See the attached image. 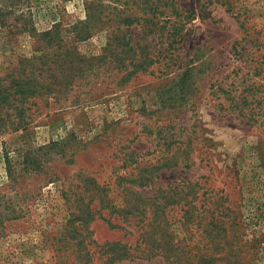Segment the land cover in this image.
I'll return each mask as SVG.
<instances>
[{
    "label": "rangeland",
    "instance_id": "rangeland-1",
    "mask_svg": "<svg viewBox=\"0 0 264 264\" xmlns=\"http://www.w3.org/2000/svg\"><path fill=\"white\" fill-rule=\"evenodd\" d=\"M103 2L108 24L76 43L80 53L98 56L112 34H121L119 13L158 14L123 31L141 38L147 52L168 47L161 27L177 18L148 10L157 0ZM176 4L190 14L181 16L185 39L155 61L152 69L160 71L139 72L126 83L94 71L78 81L68 102L31 99L27 129L0 131V264H84L78 247L65 248L71 192L82 190V178L91 176L107 187L111 205L124 207L117 178L132 157L143 163L173 158L176 165L161 172L166 188L191 182L200 213L187 223L178 206L168 210L176 242L193 253L201 246L208 264H264V0ZM85 6L86 0H0V76L33 53V29L68 27L85 18ZM187 69L181 92L178 82ZM217 209L224 215L220 232L209 224ZM90 229L99 243L136 240L100 218ZM117 264L171 263L155 256Z\"/></svg>",
    "mask_w": 264,
    "mask_h": 264
},
{
    "label": "trees",
    "instance_id": "trees-1",
    "mask_svg": "<svg viewBox=\"0 0 264 264\" xmlns=\"http://www.w3.org/2000/svg\"><path fill=\"white\" fill-rule=\"evenodd\" d=\"M145 2L149 3V0ZM104 5L103 0H86L85 18L75 20L65 28L61 23H55L44 31L32 30L33 53L30 56H21L15 70L0 76L1 132L27 129L30 123L27 110L31 99L53 97L58 104L62 101L68 102L69 94L76 84L94 71L102 74L109 71V75L120 77L121 83H126L139 72L160 71L158 69L162 68L152 69L155 61L161 55L169 57V48L185 39L184 19L190 17V14L181 12L176 0H157V3L148 4V10L158 9L162 15L174 13L177 18L174 21H165L161 27L162 38L165 36L163 30L167 31L169 45L166 49L160 50L158 54L157 51L147 52L146 47L141 46V38L128 37L123 31V26L127 25L129 28L135 23L143 26L158 14H152L150 18L147 14L119 13L115 16V23L121 34H112V39H108L98 56L82 54L76 43L90 39L96 31L105 29L108 24V18L104 19L103 16ZM170 16L169 14L166 19ZM188 72L189 69L180 75L178 83L181 92L186 88ZM180 97L182 96L179 99ZM172 101L177 102L178 99L175 97ZM54 144L57 145L58 142L53 141L52 145ZM130 161L126 174L117 178V186L124 192V207L111 205L107 187L91 176L82 178V190L71 192L73 200L70 203L74 205V210L66 223L69 236L65 240V248L78 247V259L84 264H92L96 257L102 260V264H117L130 257L147 259L155 256H163L171 264H208L209 259L201 253V246L196 244V252H191L187 243L183 245L181 241H175L174 230L171 228L173 222L169 211L175 206L181 209L187 223L200 213L195 197L191 198L194 195L191 182H184L183 186L180 182L167 188L162 182L161 172L177 162L169 158L164 162L157 160L143 163L134 157ZM183 187H187L188 191ZM104 209H108V212H104ZM215 212L218 214L209 224L212 229L220 232L224 230L219 224L224 215L220 209L212 211L213 214ZM99 218L110 228L124 230L125 235H135V243L122 240L99 243L89 237L92 233L90 225ZM204 218L206 216H202L200 222ZM188 254L193 255L187 256Z\"/></svg>",
    "mask_w": 264,
    "mask_h": 264
}]
</instances>
